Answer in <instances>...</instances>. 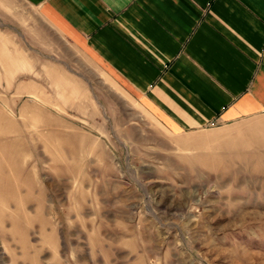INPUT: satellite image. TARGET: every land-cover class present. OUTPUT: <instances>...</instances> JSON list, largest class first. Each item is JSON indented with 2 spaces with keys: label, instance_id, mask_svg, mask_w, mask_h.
<instances>
[{
  "label": "rangeland",
  "instance_id": "obj_1",
  "mask_svg": "<svg viewBox=\"0 0 264 264\" xmlns=\"http://www.w3.org/2000/svg\"><path fill=\"white\" fill-rule=\"evenodd\" d=\"M23 10L21 22L0 14V209L37 184L51 213L31 225L0 217V264H13L12 231L61 241L57 260L44 254L41 264L77 263L64 254L74 220L56 212L90 185L108 210L132 217L122 226L154 264H264V152L252 142L264 149V128L211 122L174 135ZM85 69L95 78L77 76ZM222 137L230 144L218 152L211 142Z\"/></svg>",
  "mask_w": 264,
  "mask_h": 264
},
{
  "label": "crops",
  "instance_id": "obj_2",
  "mask_svg": "<svg viewBox=\"0 0 264 264\" xmlns=\"http://www.w3.org/2000/svg\"><path fill=\"white\" fill-rule=\"evenodd\" d=\"M23 8L31 10L34 30L44 24L61 34L113 93L129 95L174 135L197 136L211 122L264 128V0H0V14L19 22L26 19ZM83 72L77 76L95 78ZM230 139L211 144L219 152ZM261 141L252 142L264 152ZM85 190L84 199L68 196L66 210L56 212L74 220L64 254L78 261L68 264H154L149 249L140 251L122 226L132 217L108 210L91 185ZM47 206L35 184L4 200L0 217L42 223L51 213ZM8 239L13 264H41L44 254L56 261L62 254L54 234L32 239L12 231Z\"/></svg>",
  "mask_w": 264,
  "mask_h": 264
}]
</instances>
